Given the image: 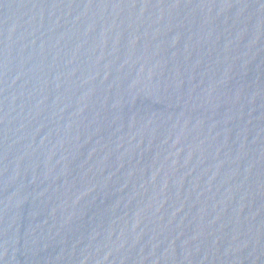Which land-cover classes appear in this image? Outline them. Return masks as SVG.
I'll use <instances>...</instances> for the list:
<instances>
[{
    "label": "water",
    "instance_id": "1",
    "mask_svg": "<svg viewBox=\"0 0 264 264\" xmlns=\"http://www.w3.org/2000/svg\"><path fill=\"white\" fill-rule=\"evenodd\" d=\"M0 264H264V0H0Z\"/></svg>",
    "mask_w": 264,
    "mask_h": 264
}]
</instances>
